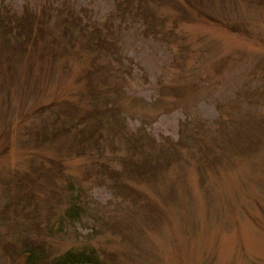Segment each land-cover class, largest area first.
I'll use <instances>...</instances> for the list:
<instances>
[{"label":"rangeland","instance_id":"1","mask_svg":"<svg viewBox=\"0 0 264 264\" xmlns=\"http://www.w3.org/2000/svg\"><path fill=\"white\" fill-rule=\"evenodd\" d=\"M0 16V264H264V0Z\"/></svg>","mask_w":264,"mask_h":264},{"label":"trees","instance_id":"2","mask_svg":"<svg viewBox=\"0 0 264 264\" xmlns=\"http://www.w3.org/2000/svg\"><path fill=\"white\" fill-rule=\"evenodd\" d=\"M132 1L133 0H125L126 3H131ZM0 24H6L8 26L11 25V28L16 26V28L21 31L26 28V23L23 21V18L16 16H0ZM78 208H74V206L69 207L68 214L75 216L81 210ZM25 249L26 250L24 253H26L27 260L29 262H35L37 259V254L40 256L41 250H35L30 247H26ZM49 264H104V262L99 258V255L93 248L85 247L78 249H68L49 260Z\"/></svg>","mask_w":264,"mask_h":264}]
</instances>
